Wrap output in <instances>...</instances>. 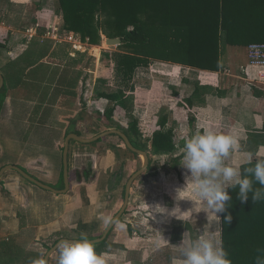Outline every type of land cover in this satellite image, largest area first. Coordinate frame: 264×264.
<instances>
[{"label": "crops", "instance_id": "crops-1", "mask_svg": "<svg viewBox=\"0 0 264 264\" xmlns=\"http://www.w3.org/2000/svg\"><path fill=\"white\" fill-rule=\"evenodd\" d=\"M251 2L242 3L240 39L244 44L225 47L219 71L151 60L147 67L137 68L128 83L126 93L131 97V107L126 112L97 97L100 91L122 89L118 77L117 86L112 89L113 72H105L102 62L103 53L117 49L81 43V53L89 49L98 52L93 56L94 66L83 67L79 54H74L72 46L60 40L67 31L56 0H0V43L4 45L0 48V73L6 86L0 109V169L17 166L39 182L61 190L62 153L68 134L85 139L95 137L106 128L116 127L114 122L122 115L127 124L136 120L141 134L152 135L159 129V118L166 116V129L173 132L175 150L171 154L155 155L168 161L161 163L162 173L149 176L151 171L147 168L133 183L126 213L105 238L104 247L94 246L98 254H104L106 264H168L169 252L174 254L171 264H180V251L175 246L182 238L171 240L172 222H182V237L185 233V238L187 235L195 238L199 234L207 236V229L201 231L196 225L192 229L190 220L199 215L206 216L207 221H215L216 217L192 194L190 187L177 195V189L185 186L188 174L181 167L183 142L192 133L211 128L238 137L241 148L226 161L231 166L240 167L242 172L252 166L245 162L244 152L253 154V165L256 160L264 159V79H257L258 71L249 67L247 59L248 45L264 44V0L256 1L255 5ZM50 28L54 31L47 37ZM106 39L102 36L101 42L105 43ZM76 56L77 63L73 60ZM45 58L51 62L47 63ZM14 62L17 65H12ZM14 67L20 77L12 84ZM94 67L96 77L82 82L79 73L89 70L93 73ZM139 70L145 72L143 87L137 79ZM142 90L144 106L140 108L138 93ZM94 105L96 117L101 120L109 107L115 110L108 126L89 136V129L97 120L90 113V106ZM104 142L115 145L113 152L119 156L125 153L122 141L116 136L86 145L70 142V190L66 194L43 190L15 171L2 175L0 264H28L30 258H45L53 243L60 239L78 240L83 234L92 240L103 235L121 208L118 190L123 181L121 166L114 172V154L102 145ZM89 168L91 180L83 178L77 182L75 171L82 175ZM117 173H121V179L109 190L110 181ZM157 184L161 193L154 195L150 190ZM151 199L167 212L175 210L171 216L155 213L152 207H147ZM102 217L111 220L104 223ZM58 233L64 236L56 239ZM48 263L56 264V251Z\"/></svg>", "mask_w": 264, "mask_h": 264}, {"label": "trees", "instance_id": "trees-1", "mask_svg": "<svg viewBox=\"0 0 264 264\" xmlns=\"http://www.w3.org/2000/svg\"><path fill=\"white\" fill-rule=\"evenodd\" d=\"M243 1L56 0V5L62 13L64 30L79 35L82 42L99 46L102 36L120 39L117 50L105 52L102 60L106 58L111 63L110 66L113 65L116 77L128 87L135 70L147 67L151 60L177 63L205 71H219L225 47L244 44L240 39ZM256 1L259 0H252L251 5H255ZM3 46L0 43V48ZM126 92L123 88L115 92L100 91L97 97L129 112L131 97ZM5 93L4 84L0 90V109ZM113 112L114 109L106 111L104 118L111 121ZM157 124L159 129L146 143H142L143 146L138 142L142 134L136 120L129 122L128 130L124 133L131 145L138 150L146 151L149 148L153 155L171 154L175 150V141L172 130L166 129L167 117L161 116ZM105 139L106 137L97 142ZM90 176L89 171H83L82 175L75 172L77 182H81L83 178L90 181ZM254 187L259 185L255 184ZM227 191L231 201L226 213L219 214L222 229L220 238L232 264H253L256 250L264 248V201L254 203L249 194L248 200L241 202L237 199L238 189ZM229 214L232 219L226 223L224 216ZM182 228L181 221L174 222L172 241L181 240ZM55 236L57 239L64 235L58 233ZM105 244L106 239L96 245L104 247ZM168 257V264H171L174 254L169 252Z\"/></svg>", "mask_w": 264, "mask_h": 264}, {"label": "clouds", "instance_id": "clouds-1", "mask_svg": "<svg viewBox=\"0 0 264 264\" xmlns=\"http://www.w3.org/2000/svg\"><path fill=\"white\" fill-rule=\"evenodd\" d=\"M241 148L238 137L232 134L214 131L211 128L192 133L180 147L182 153V168L187 170L185 186L177 189L183 192L190 187L192 194L201 204L218 219V214L226 213L231 197L228 189H238L237 199L248 200L249 194L254 203L264 201V159L256 160L253 165V154L244 152L245 167L226 163L231 153ZM258 184L259 187H254ZM177 199V196H176ZM156 209H159L157 212ZM175 210V209H174ZM173 210V211H174ZM153 212L161 215L170 214L163 206H156ZM108 223L110 217H102ZM231 215H225L224 221L229 223ZM123 227L122 224L118 225ZM222 229L192 238L183 234L178 246L180 264H232L229 254L224 249L221 238ZM162 238V236H161ZM253 264H264V248L256 250ZM28 264H47L44 257L30 258ZM56 264H106L104 254H98L93 243L83 234L78 240H63L56 246Z\"/></svg>", "mask_w": 264, "mask_h": 264}, {"label": "rangeland", "instance_id": "rangeland-1", "mask_svg": "<svg viewBox=\"0 0 264 264\" xmlns=\"http://www.w3.org/2000/svg\"><path fill=\"white\" fill-rule=\"evenodd\" d=\"M100 47L102 49H108V50H115L116 49V47H114V46L111 47L110 45H106V43H104V42H101L100 43ZM225 49H224V52H225ZM81 52H82V50H80V49L79 50L78 49L77 50H74V54H79V56H80V58L82 60L81 62H82L83 67H85L86 65L88 66V68H91L92 66H94V63L95 62H94V57L93 56L95 54L97 55L98 52L96 53V52H94L91 49H89L85 53H81ZM224 52H223V54H224ZM104 55H105V53H103V56ZM77 56L75 58H73L74 62L76 61V63L79 61V58ZM103 60H105V61H102L103 64H104V66H105V68H106L105 69L106 70L105 72H107V73L108 72L109 73H112L113 72L112 73L113 74L112 76H113L114 86L112 87V89L114 90L115 89L114 87L117 86V84L115 83V81H116L115 79H117V77L115 75V72L113 71L114 70L113 67L110 66L111 63L110 62L108 63L106 58H104ZM45 61L47 63H50L51 62L50 59H46V58H45ZM41 63H43V62H41ZM54 63H57V61L54 62ZM60 63H63V61H61ZM12 65L15 66L17 64H16V62H14V63H12ZM64 67H66V66L64 65ZM14 69H15V71L17 70L15 67H14ZM94 70H95V67L93 69V73H91L90 70L89 71H86V72L85 71H81L79 73V75H81V80H83L82 82H84L86 79L87 80H90V78L96 77ZM19 77H20V72L19 71H16V73H14L13 76L11 77L12 84H15L19 80ZM75 78L78 80V76L75 75ZM137 79H138L139 83L141 84L140 86L143 87L144 86V82L146 81L145 80L146 79L145 78V72L142 71V70H139V74H138V78ZM121 85H123V84H121ZM122 88H124L126 91H128V88L129 87H126V86L123 85ZM139 94H140V96H138V105H139L140 108H143V106H144L143 105V101H144V99H143V90H142L141 93H138V95ZM94 107H95V105L94 106H90V108H91L90 109V113L91 114H94V115H92L94 117V119H97L96 114H95L96 110L94 109ZM82 109H83V111H85V109H86L85 108V105H83V104H82ZM109 110H113V109H111V107H109ZM27 114H30V111ZM113 114H114V112H113ZM90 117H91V115H90ZM107 122H110V121H108L106 119H102V120L101 119H97L94 122V126H92L89 129L90 130L89 136L92 135L91 133H96V132L104 129L103 128L104 126H108L107 125ZM114 124L116 125V127L106 128L105 131H107L109 129H116V130H120L122 132H127V130H128V124H127V120H126V118L124 116L120 115L118 117V119L116 120V122H114ZM150 133H149V135L146 134V133L145 134L142 133V135L140 136V138H138L139 139L138 142L140 143V145L142 143H146V141L148 140V138L151 137ZM75 143H77V142H75ZM102 145L105 146L106 149L108 148V150L109 151H112V152L114 151V149H116V146L115 145H112L109 142H104ZM122 145L124 146L123 143H122ZM141 146H143V144ZM124 149H125V153L122 156H119V154H116V152L115 153L113 152V154H114V157L113 158H114V163H115L113 170H114V172L115 171L117 172V170L121 166V169H122V172H123V181H122V184L120 185L119 190H118V193L121 196V201H120L121 206H122V203H123V192H124V188H125V184H126L127 179L130 177V175L132 173H134L135 171H137L138 169H140V167L142 166V163H143V158L142 157L133 155L132 153H130L129 151L126 150V147L125 146H124ZM145 152L148 153V155L150 157V166L151 167L148 168V170L151 171V174H148V175L149 176H151V175L152 176L153 175H160L162 173V171H161V163L168 162L167 159L164 158V157L163 158L162 157H155V155H153V153L151 152V150L149 148H147ZM87 167H90V165H88ZM88 171L91 172L90 168H89ZM75 172H79V171H75ZM174 175H175V173H174ZM153 188H155V189L154 190L153 189L150 190V192H152L154 195L161 193V187H160V185H158V184L157 185H153ZM152 200L153 199H151L150 202ZM136 201H137V203H142L143 202L142 200H136ZM156 206H158L157 203L151 202L150 203V206H147V207H152V209H154ZM206 219H207L206 216L203 218L202 215L201 216L199 215V216L193 217L190 220L189 223L192 224V229H195L196 226H200L201 231H204V229H207V231H206L207 234L210 233L209 232L210 230H211L212 233H215L217 231V229H220V218H219V214H218V219H217V217H215V221H207ZM171 225L174 228V221L172 222Z\"/></svg>", "mask_w": 264, "mask_h": 264}, {"label": "water", "instance_id": "water-1", "mask_svg": "<svg viewBox=\"0 0 264 264\" xmlns=\"http://www.w3.org/2000/svg\"><path fill=\"white\" fill-rule=\"evenodd\" d=\"M105 43H106V45H110L111 47L117 46L120 44V39H118V38L106 39ZM3 85H4V78H3L2 74L0 73V90L2 89ZM109 136L118 137L122 141V143L124 144V146L126 147V149L128 151H130L131 153L136 154L137 156H140L143 158V163H142V166L140 167V169H138L135 173H133L129 177V179L127 180V183H126L125 188H124V196H123L122 206H121L120 210L118 211V213L115 215V217L112 219V221L109 223V225H108L107 229L105 230V232L103 233V235L100 238L90 240L93 243V245L100 244L101 242H103L105 240V238L107 237V235L109 234L111 229L115 226V224L120 220V218L125 213L127 206H128V203H129L130 191H131V187H132L133 183L140 176H142L145 173V171L147 170V168L149 167L150 157H149L148 153H146L145 151H141V150L134 148L131 145L130 141L128 140V138L124 132H122L120 130L111 129V130L105 131V132H103V133H101L95 137L89 138V139H85V138L81 137L80 135H76V134H68L64 140V147H63V153H62L63 189H61V190H55V189L51 188L50 186L39 182L37 179H35L32 176H30L29 174H27L21 168L14 166V165H7L5 167H2L0 169V178L2 177V175L6 171H9V170L15 171L23 179H25L26 181L30 182L31 184H33V185H35V186H37L43 190L50 191V192L55 193V194H66L70 190V181H69V172H68V151H69L70 142L74 141V142L86 145V144L95 143L98 140L103 139L105 137H109ZM120 179H121V173L115 174L110 181L108 189L112 190L118 184ZM63 240H68V239L58 240L48 250L47 254L45 255V259L47 261V264H49L48 263L49 257L52 255V253H54L56 251V246ZM69 241H71V240H69Z\"/></svg>", "mask_w": 264, "mask_h": 264}, {"label": "built area", "instance_id": "built-area-1", "mask_svg": "<svg viewBox=\"0 0 264 264\" xmlns=\"http://www.w3.org/2000/svg\"><path fill=\"white\" fill-rule=\"evenodd\" d=\"M54 31L52 28H50L46 36H50V33ZM34 36V34H32ZM61 41L68 43L72 46L74 50H79L81 47V43H87L82 42L81 38H79L77 35H75L72 32H64L61 34ZM88 44V43H87ZM247 59L249 67L257 69L258 71V80L264 79V44L261 43H253L247 46Z\"/></svg>", "mask_w": 264, "mask_h": 264}]
</instances>
